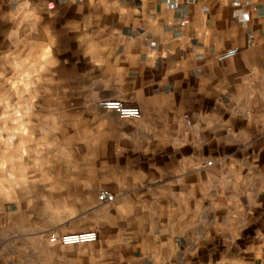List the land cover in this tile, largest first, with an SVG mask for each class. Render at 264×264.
I'll return each mask as SVG.
<instances>
[{
    "label": "crops",
    "instance_id": "obj_1",
    "mask_svg": "<svg viewBox=\"0 0 264 264\" xmlns=\"http://www.w3.org/2000/svg\"><path fill=\"white\" fill-rule=\"evenodd\" d=\"M64 1L70 12L65 31L74 28L75 50L104 60L106 89L122 92L118 97L138 106L139 119L157 128L139 137L145 140L141 154L155 156L138 172L135 185L147 188L141 205L175 206L172 194L181 192L195 193L189 200L193 209L203 200L194 229L161 237L170 245L166 251L174 253L171 264H264V99L249 95L256 78L264 76V64L252 51L253 45L264 48L256 29L264 3L214 0L209 7L203 0ZM201 20L205 29L212 21L214 31H199ZM230 50L236 54L222 59ZM197 154L208 156L211 165L196 161ZM233 164L250 181L241 183L239 191L232 184L220 187L221 177L234 180ZM210 175L215 179L208 193L204 185ZM136 219L131 227L124 221L130 246H119L117 264H154L150 226L143 217H129ZM167 224L164 215L157 228Z\"/></svg>",
    "mask_w": 264,
    "mask_h": 264
},
{
    "label": "clouds",
    "instance_id": "obj_2",
    "mask_svg": "<svg viewBox=\"0 0 264 264\" xmlns=\"http://www.w3.org/2000/svg\"><path fill=\"white\" fill-rule=\"evenodd\" d=\"M10 2L16 5L14 18L17 20L12 35L18 36L21 29L31 35L35 29L29 23V0ZM203 3L211 7L214 0H203ZM260 3H264V0H260ZM208 29L214 31L212 21H208ZM208 29H205L201 20L198 30L204 32ZM256 29L259 35L264 37V17H261L260 23H256ZM252 51L259 58V62L264 64V48L253 45ZM42 63L35 50L27 47L20 48L6 61L0 58V202L19 205L23 201L29 207H43L49 214H54L58 209L67 215L66 209L79 211L78 206L85 202L79 197L92 191L98 172L108 170L106 140L112 134L105 130L106 122H103L104 127H91L89 125L95 124V119L88 121L84 119L83 114L76 117L75 122L70 121L64 109L67 89L60 87L61 81L55 78L56 74L51 72L48 66L42 67ZM55 64L53 61L51 67H55ZM132 91L130 90V93ZM257 94L264 99V76L256 78L249 95L255 97ZM133 107L138 109L136 105ZM139 115L137 110V116ZM140 130L150 134H155L156 131L146 123L140 124ZM61 134L65 136L64 139ZM231 174L234 180L221 177L222 189L232 184L233 188L239 191L241 183L246 186L250 183L235 171V164L231 166ZM124 179L121 178L120 185L127 187ZM214 179L215 177L210 175L204 185L208 193L212 190ZM136 182L134 178L133 183ZM223 194V191L218 193L220 196ZM172 195L175 206L169 204L166 208L158 201L150 206H133L127 200L112 204L115 222L105 216L96 218V231L99 234L95 241L88 244L86 251L82 250L75 257V264H85V256L91 255L93 247L97 245L99 251L91 256V264H117L121 251L117 242L110 241L109 237L118 228V221L128 222L129 227L132 223H137V219L129 221V217L133 215L143 217L144 223L147 222L150 226L147 235L153 237V246L149 253L154 264H171L174 253L166 251L170 245L161 241V237L177 229L182 235L194 229L203 205L201 199L195 209L189 206V200L195 199V193L185 195L181 192L179 196ZM205 198L215 202V197L207 195ZM232 199L236 200L237 197L233 196ZM130 207L134 208V211H125ZM164 215H167L168 224L161 225L158 229V220ZM119 229L122 234H126L124 228ZM194 239L199 241L198 236ZM122 243L130 246V239H125ZM41 255L45 258V264H68L67 250L60 253L45 251ZM221 264L228 262L221 261Z\"/></svg>",
    "mask_w": 264,
    "mask_h": 264
},
{
    "label": "rangeland",
    "instance_id": "obj_3",
    "mask_svg": "<svg viewBox=\"0 0 264 264\" xmlns=\"http://www.w3.org/2000/svg\"><path fill=\"white\" fill-rule=\"evenodd\" d=\"M29 3V23L35 30L28 35L25 29H21L18 36H13L17 22L14 18L16 5L10 0H0V58L6 61L20 48L35 50L38 59L43 62L42 67L48 66L49 70L56 74L55 78L61 81L60 87L67 89L64 109L70 121L75 122L76 117L83 114L84 119L88 121L95 119L96 123H90L91 127H104L103 122L107 123L105 130L112 134L106 140L109 168L106 172H98L92 191L79 197L85 202L78 206V212L66 209L65 215L57 209L54 214H49L43 207H29L23 201L19 205L0 202V264H45L42 252L60 253L62 250L68 252V264H75V257L82 250L86 251L89 243L63 246L50 243L49 236L86 231H94L98 235L97 217L105 216L115 222L112 204L123 203L125 200L131 205L132 202L144 204L147 188L135 185L133 180L139 179L138 172L146 160H153L155 156L141 154L142 148L145 147V140L139 139L140 134H145L140 130V124L144 123L141 119H121L114 111L99 106V102L104 99L119 100L124 105L128 104L122 97H118L122 92L106 89L104 82L109 75L102 66L104 60L90 58L89 55L82 57V53L75 50L74 28L67 27L68 32L65 31V20L69 19L70 13L69 4L64 0H29ZM53 61L56 62L55 67H51ZM148 125L157 130L154 124ZM61 138L64 139L65 136L61 134ZM157 141L161 142L160 139ZM158 157L169 160L175 156ZM198 158L204 165L211 160L208 156L197 154L196 161ZM121 178H125L127 187L120 185ZM101 191L112 193L114 201H98ZM117 196L122 199L117 201ZM125 211H130V208ZM124 224V221H118L117 233L114 232L109 237L110 241H116L119 246L125 245L122 241L128 237L118 233ZM40 237L43 239H38ZM98 247L99 245L93 247L91 255L85 256V264H91V256L99 251Z\"/></svg>",
    "mask_w": 264,
    "mask_h": 264
},
{
    "label": "built area",
    "instance_id": "obj_4",
    "mask_svg": "<svg viewBox=\"0 0 264 264\" xmlns=\"http://www.w3.org/2000/svg\"><path fill=\"white\" fill-rule=\"evenodd\" d=\"M236 54V50H230L224 53L221 58H228L234 56ZM99 106L105 110H111L116 113V115L121 119H139L141 117V112L139 108H135L133 106L124 105L119 100H101L99 102ZM137 110L140 112V115L137 116ZM211 161H208L206 166L211 165ZM98 201L100 202H113L114 195L108 191H101L98 196ZM97 236L94 231H86L79 232L73 234H63V235H55L51 234L48 238L49 242L52 244H60L63 246L77 245V244H87L95 241V237Z\"/></svg>",
    "mask_w": 264,
    "mask_h": 264
}]
</instances>
